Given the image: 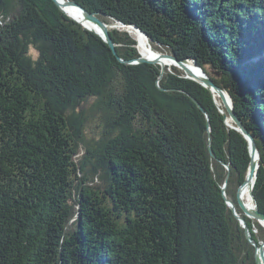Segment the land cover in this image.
I'll list each match as a JSON object with an SVG mask.
<instances>
[{
  "label": "trees",
  "instance_id": "obj_1",
  "mask_svg": "<svg viewBox=\"0 0 264 264\" xmlns=\"http://www.w3.org/2000/svg\"><path fill=\"white\" fill-rule=\"evenodd\" d=\"M72 1L226 88L264 213V0ZM110 32L119 55L54 0H0V264H257L223 194L229 175L239 207L248 140L184 68L125 64L138 40Z\"/></svg>",
  "mask_w": 264,
  "mask_h": 264
},
{
  "label": "water",
  "instance_id": "obj_2",
  "mask_svg": "<svg viewBox=\"0 0 264 264\" xmlns=\"http://www.w3.org/2000/svg\"><path fill=\"white\" fill-rule=\"evenodd\" d=\"M56 4L59 6V8L66 13L69 17L72 19L78 21L81 23L83 26H85L87 29L95 31L98 33L100 36H102L105 41L110 45L111 49L116 55L118 54V50L116 47V43L111 35V30L113 29H120V30H126L125 28L127 26H133L136 29H138L141 33H143L147 39H149L148 35L143 31L138 25L134 23H125L120 20H116L115 18H110L109 21H104L98 17V13L95 12H90L88 9H86L83 5L76 1L72 0H54ZM68 7H74L77 11L78 14L74 15L68 11ZM81 17V19L79 17ZM91 24V26H90ZM95 25L97 29L93 26ZM94 27V28H93ZM128 31V30H126ZM129 32V31H128ZM119 59L121 62L125 64H139V63H156L160 64L162 67L160 78L161 79L164 76L165 70L167 65L172 66L175 65L177 67H180V64H183L184 68L188 73L189 77L201 82L203 85H205L207 88H209L216 97H220L224 103L225 109H221V111L226 115V121L228 125L231 127L236 128L239 130L248 140L249 142V148H250V153H251V161H250V166L248 170V174L246 177V180L243 184V186L239 189L237 193V198H238V204L239 207L236 205V203L230 199L227 195V188H228V180H229V175L226 179V182L223 186V194L225 196L226 202L229 205L230 209H232L234 217L236 220L239 222L240 226L245 230V235L248 240V242L254 246L255 248V261L257 264H263V261L261 259V252L264 250V241L261 243L257 242L251 232V228L248 224L247 217L251 219H256L259 221L260 225L264 227V213H262L258 207V204L255 201V195H254V187H255V182L257 178V173L258 169L260 167V161H261V152L259 149V146L254 138V136L250 133L249 129L245 125V123L242 121V119L238 116L237 112L234 109V103L232 100L231 95L229 92L226 90V88L221 87L217 85L211 77L208 75V73L195 61L193 58H184V59H179L176 56L166 54V53H159L157 55L153 56H144L141 54L140 57L134 58V59H124L121 56H119ZM191 62L195 63V66L198 68H201L203 70L204 75H202L198 71H194L191 67ZM162 88V87H161ZM163 89V88H162ZM191 95V94H190ZM193 100L198 104L200 108L203 109V106L201 103L198 101V99L194 96L191 95ZM219 103V102H218ZM207 116L208 124L210 125V116L208 112L204 111ZM209 132H211V129H208ZM208 148L210 152L213 154V148L211 141L209 142ZM227 171H231V167L229 164L222 162ZM249 189L250 195L255 201L256 208L251 209L246 205V202L244 200V194L246 191ZM242 211H240V209Z\"/></svg>",
  "mask_w": 264,
  "mask_h": 264
},
{
  "label": "bare ground",
  "instance_id": "obj_3",
  "mask_svg": "<svg viewBox=\"0 0 264 264\" xmlns=\"http://www.w3.org/2000/svg\"><path fill=\"white\" fill-rule=\"evenodd\" d=\"M68 11H70V13H72L74 15L78 14V11L74 7H68ZM79 18L81 19V17H79ZM90 26H91V24H90ZM93 26L97 29V27L95 25H93ZM125 29L128 30L138 40V48H139V51L141 52L142 55L153 56V55H157V54L161 53V52L156 51L154 49V47H152V45L149 42V39H147L146 36L143 33H141L138 29H136L133 26H127ZM180 65L184 67L183 64H180ZM191 66H192L191 68L194 71H198L202 75H204L203 70L201 68H198L197 66H195L194 62H191ZM244 200H245L246 205L248 207H250L251 209L256 208L255 201L252 198V196L250 195L249 189L244 194ZM261 254H262L261 259H262L263 264H264V250H262Z\"/></svg>",
  "mask_w": 264,
  "mask_h": 264
},
{
  "label": "rangeland",
  "instance_id": "obj_4",
  "mask_svg": "<svg viewBox=\"0 0 264 264\" xmlns=\"http://www.w3.org/2000/svg\"><path fill=\"white\" fill-rule=\"evenodd\" d=\"M109 20H110V19H109ZM180 67H183V66H180ZM92 125L94 126V125H96V123H93Z\"/></svg>",
  "mask_w": 264,
  "mask_h": 264
}]
</instances>
